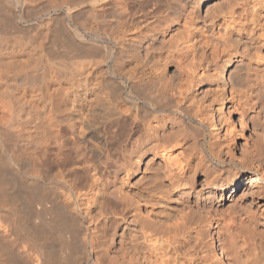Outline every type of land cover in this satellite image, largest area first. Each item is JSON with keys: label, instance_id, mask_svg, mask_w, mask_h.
I'll list each match as a JSON object with an SVG mask.
<instances>
[{"label": "bare ground", "instance_id": "bare-ground-1", "mask_svg": "<svg viewBox=\"0 0 264 264\" xmlns=\"http://www.w3.org/2000/svg\"><path fill=\"white\" fill-rule=\"evenodd\" d=\"M262 175L264 0H0V264H260Z\"/></svg>", "mask_w": 264, "mask_h": 264}, {"label": "rangeland", "instance_id": "rangeland-1", "mask_svg": "<svg viewBox=\"0 0 264 264\" xmlns=\"http://www.w3.org/2000/svg\"><path fill=\"white\" fill-rule=\"evenodd\" d=\"M227 93H229V92H227ZM236 127L239 128L238 122L236 124ZM249 128L251 130V126H249ZM250 130L246 131L247 133L244 132V134L248 138H249V134H250V139H251L254 137V135L249 133ZM252 140L253 139H251V142H252ZM240 142L241 141L237 142V144H238L237 148H239V151H238V149H237V151H233V154L234 155L236 154L235 156H238V155L240 156V153H239L241 150L240 147H242ZM198 147L199 146H197V149H198ZM263 182H264V176L262 175L260 181L256 180V179H252V181L246 180L245 183L240 185L241 187L239 186L237 189L234 188V189H230L229 191L218 192L216 194L217 196H219L218 201H220L222 199V202L220 201V203H219L220 206L218 207L220 210L221 209L225 210L224 208L229 205V217L231 220L234 221V222L232 221V223L229 226V231H231V232L233 231L232 233L230 232L231 234L229 233L230 236L231 235L234 236L233 239L238 241V243L240 242L241 245H246V246L248 245L247 247H249V249H250L249 251H251V252L253 251V254L257 255L259 259L256 256H252V257H255V259H257L258 261L264 260V191L262 192V197L258 198V197H256V190L258 187L257 184H259L260 186L262 185V188H264ZM232 190H234V191H232ZM219 198H220V200H219ZM236 203H238L237 206H239V205L242 207L244 206V208H246L248 211H249V209L253 210L251 212H255L257 217H255V219L250 217V215L248 214L250 212H248V213L245 212L246 213L245 214L243 211H246V209L244 210V208H242V207L240 209H243V211L237 210L236 208H238V207L237 206L235 207ZM232 204H233V206L231 207ZM226 208H228V207H226ZM230 210H232L233 213ZM234 211H235V213H234ZM235 214H237V215H235ZM230 219H229V223L231 222ZM244 224H245V226H244ZM214 230H213L214 233L211 232V235H215ZM233 233L235 235H233ZM215 238H216V235H215ZM251 245H252L253 250H251V248H250ZM253 246L255 248H253ZM251 252H249V253L251 254ZM259 256H261V257H259ZM260 258H262V259H260ZM261 262L262 263H260V264H264V261H261Z\"/></svg>", "mask_w": 264, "mask_h": 264}]
</instances>
